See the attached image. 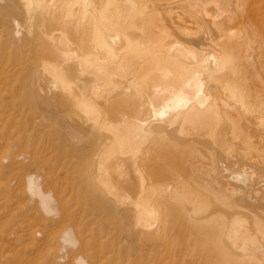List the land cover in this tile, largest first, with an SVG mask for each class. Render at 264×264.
Wrapping results in <instances>:
<instances>
[{"label": "bare ground", "instance_id": "1", "mask_svg": "<svg viewBox=\"0 0 264 264\" xmlns=\"http://www.w3.org/2000/svg\"><path fill=\"white\" fill-rule=\"evenodd\" d=\"M0 264H264V0H0Z\"/></svg>", "mask_w": 264, "mask_h": 264}]
</instances>
